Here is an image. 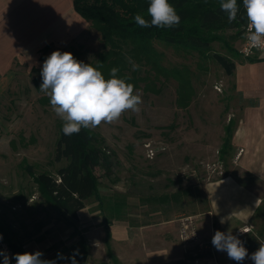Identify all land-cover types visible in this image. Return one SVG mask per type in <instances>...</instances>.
Wrapping results in <instances>:
<instances>
[{"label":"rangeland","instance_id":"1","mask_svg":"<svg viewBox=\"0 0 264 264\" xmlns=\"http://www.w3.org/2000/svg\"><path fill=\"white\" fill-rule=\"evenodd\" d=\"M221 35L222 41L212 42V51L231 60L242 59L238 49L243 29L240 34L236 29H226ZM102 47L99 31L86 22L85 29L65 46L49 44L40 50L43 59L31 65L17 64L0 86V226L8 230L10 241L20 247L21 253L25 245L31 249L52 242L37 251L44 254L43 259L56 260V264H70L77 250L78 264H123L129 260L118 258V251L128 252L121 243L113 245V257L101 245L89 258H81L80 233L93 225L81 226L78 219L70 225L41 195L32 174L45 171L55 175L56 169L65 164L63 159L54 158L63 121L53 111L50 98L40 90L43 62L59 50L91 63ZM158 47L165 52L166 63L186 66L192 73V93L186 104L178 101L176 80L161 77L153 89H144L142 83L136 89L135 94H140L143 101L138 112L126 110L116 122L89 127L116 155L110 175H104L101 167L94 169L102 197L99 211L110 223L117 220L138 227L160 220H182L207 208L202 190L207 180L227 173L242 180L251 178L235 166L233 159L231 136L240 116L241 99L232 76L211 58L176 54L162 43ZM226 125L230 126L229 134ZM226 137L229 145L222 154ZM174 192L180 196L177 202L172 200L166 205L154 198ZM86 201L96 202L93 207L98 209L94 196ZM261 223L262 230V220L254 222L257 231ZM49 233H61L62 237ZM74 233L77 235L73 239ZM193 235L179 233V240L189 242ZM140 244L136 246L143 247ZM58 253L68 259H57ZM139 257L134 255L132 264ZM185 259L189 264L197 258L187 255Z\"/></svg>","mask_w":264,"mask_h":264},{"label":"crops","instance_id":"2","mask_svg":"<svg viewBox=\"0 0 264 264\" xmlns=\"http://www.w3.org/2000/svg\"><path fill=\"white\" fill-rule=\"evenodd\" d=\"M86 22L74 9L72 0H0V86L17 64L31 65L43 59L40 50L49 44L65 46L85 29ZM233 61L231 76L241 99L240 116L231 136L233 159L235 166L251 178L242 180L227 173L207 180L203 184L207 208L182 220H160L138 227L114 220L109 226L110 246H126L128 252H117L122 261L129 259L123 264H132L134 255H140L134 264H186L187 255L195 256L202 264H237L213 246L212 237L217 230L238 236L249 255L259 248V241H264L262 223L259 231L254 227L258 220L264 224V50ZM239 149L242 151L238 153ZM94 205L96 202L86 201L77 212L81 226L93 225L80 233L87 258L104 245L102 214ZM244 228L249 232L241 233ZM179 233L194 235L183 243ZM49 234L62 237L61 233ZM67 237L66 234L64 238ZM137 243L143 247L138 248ZM50 244L39 243L31 249L25 245L23 251L33 253ZM242 264L253 261L246 258Z\"/></svg>","mask_w":264,"mask_h":264},{"label":"trees","instance_id":"3","mask_svg":"<svg viewBox=\"0 0 264 264\" xmlns=\"http://www.w3.org/2000/svg\"><path fill=\"white\" fill-rule=\"evenodd\" d=\"M72 2L74 9L100 33L103 47L90 64L94 67L102 64L99 70L105 79L110 78V70L113 67L118 68L117 76L125 78L127 83L135 86L134 94L141 83L144 89H153L163 77L176 80L180 104H186V99L191 96V71L183 65L166 63L165 52L159 49V43L171 47L176 54L198 56L199 59L211 58L227 75L233 74L234 61L224 54L212 51L211 44L213 41H222L221 32L226 29H236L238 34L242 32L246 20L243 0H237L239 12L237 19L231 23L227 15L220 10L219 0H169L181 17L180 24L172 28L155 26L142 28L135 23L134 15L137 13L150 20L147 15L150 0H72ZM133 64L139 67L134 70ZM62 126L63 122L59 125L54 158L63 159L65 164L56 169L55 175L45 171L38 173L32 171V174L45 200L61 212L70 225H73L78 219V210L86 205V200L90 197L94 196L100 210L102 197L98 192L94 169L101 167L104 175L108 176L117 161L115 153L105 147V139L96 131L82 127L79 133L66 136L63 134ZM225 129L229 134L230 126L226 125ZM229 137L224 139L222 154L229 145ZM27 169L29 170V167ZM154 198L167 205L172 200L179 201L180 196L178 192H174ZM110 224V220L103 216L104 245L107 255L113 257ZM0 232L4 234L14 253H21L20 247L10 241L8 230L0 226ZM80 243L83 247L81 258H85L87 248L83 236L80 237Z\"/></svg>","mask_w":264,"mask_h":264},{"label":"clouds","instance_id":"4","mask_svg":"<svg viewBox=\"0 0 264 264\" xmlns=\"http://www.w3.org/2000/svg\"><path fill=\"white\" fill-rule=\"evenodd\" d=\"M220 10L227 15L231 23L237 19L239 6L237 0H219ZM247 17V30L244 38L252 49L264 50V0H243ZM146 19L142 14H135V23L142 27L172 28L178 26L181 17L169 0H150ZM90 63L77 60L71 52L53 51L43 62L41 69L42 84L40 90L50 98V104L55 114L63 121L62 131L66 136L79 133L81 128H95L102 122H116L126 110L138 112L142 104L141 95L134 94L135 86L127 83L125 78H119V69L110 70V78L105 79L99 68ZM139 66L133 64V69ZM220 223H225L222 218ZM248 233L249 229H240ZM3 237L0 234V241ZM212 244L218 251L227 253L229 259L237 264L247 258L253 264H264V241H259V248L249 255L244 242L233 235L217 230L212 237ZM70 258V264H78L75 256ZM43 253H17L10 257L6 250L0 249L2 264H11L14 258L16 264H56V260L43 259ZM57 259H65L58 253Z\"/></svg>","mask_w":264,"mask_h":264},{"label":"built area","instance_id":"5","mask_svg":"<svg viewBox=\"0 0 264 264\" xmlns=\"http://www.w3.org/2000/svg\"><path fill=\"white\" fill-rule=\"evenodd\" d=\"M246 13V12H245ZM247 30V17H246V20H245V23L243 25V38H242V41H241V44H240V47L238 49V52L239 54L244 57V58H247V57H250L252 56L253 54H255L256 52H259V51H263V50H259V49H252L250 48L248 45H247V42L244 38V33L245 31ZM242 149H239L238 153L241 152ZM0 234H2V241H0V249L2 250H6V252L8 253V255L10 257H14L15 253H14V250L13 248L10 246V244L7 242L5 236L3 233L0 232ZM2 260H3V257H0V264H2ZM11 264H16L15 262V259L12 258L11 259ZM189 264H202L198 259H194L192 260Z\"/></svg>","mask_w":264,"mask_h":264}]
</instances>
